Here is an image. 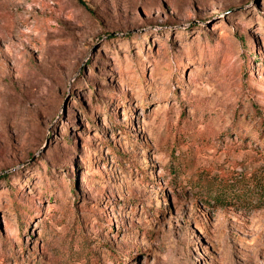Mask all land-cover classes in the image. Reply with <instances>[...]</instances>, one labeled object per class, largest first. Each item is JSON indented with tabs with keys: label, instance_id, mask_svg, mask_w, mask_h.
<instances>
[{
	"label": "rangeland",
	"instance_id": "obj_1",
	"mask_svg": "<svg viewBox=\"0 0 264 264\" xmlns=\"http://www.w3.org/2000/svg\"><path fill=\"white\" fill-rule=\"evenodd\" d=\"M0 264H264V0H0Z\"/></svg>",
	"mask_w": 264,
	"mask_h": 264
}]
</instances>
